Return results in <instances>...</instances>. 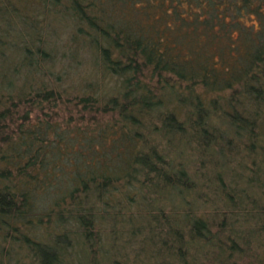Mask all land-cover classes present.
I'll return each instance as SVG.
<instances>
[{
    "label": "trees",
    "instance_id": "obj_1",
    "mask_svg": "<svg viewBox=\"0 0 264 264\" xmlns=\"http://www.w3.org/2000/svg\"><path fill=\"white\" fill-rule=\"evenodd\" d=\"M21 1L0 264H264V0Z\"/></svg>",
    "mask_w": 264,
    "mask_h": 264
},
{
    "label": "rangeland",
    "instance_id": "obj_2",
    "mask_svg": "<svg viewBox=\"0 0 264 264\" xmlns=\"http://www.w3.org/2000/svg\"><path fill=\"white\" fill-rule=\"evenodd\" d=\"M1 2L3 1V0H0ZM27 2H25V1H21L20 2V5H17V2H13V3H15V5L16 6H20L21 8H23L24 9V5H27V6H29L31 3H29L30 1L29 0H26ZM29 1V2H28ZM31 7H32V5H30ZM30 7V8H31ZM12 22H14L15 23V21H12ZM35 23L37 24L38 23V25H40L41 24V21L40 20H38L37 18L35 19ZM40 23V24H39ZM84 59H86L85 57H83ZM5 59H10V54H8L7 55V57L5 58ZM25 264H28V262H25Z\"/></svg>",
    "mask_w": 264,
    "mask_h": 264
}]
</instances>
